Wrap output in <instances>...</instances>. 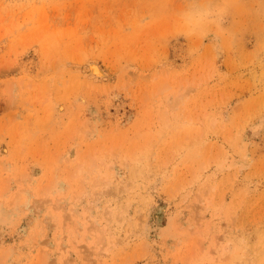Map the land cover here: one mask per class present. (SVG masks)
I'll use <instances>...</instances> for the list:
<instances>
[{"label":"rangeland","instance_id":"obj_1","mask_svg":"<svg viewBox=\"0 0 264 264\" xmlns=\"http://www.w3.org/2000/svg\"><path fill=\"white\" fill-rule=\"evenodd\" d=\"M0 264H264V0H0Z\"/></svg>","mask_w":264,"mask_h":264},{"label":"bare ground","instance_id":"obj_2","mask_svg":"<svg viewBox=\"0 0 264 264\" xmlns=\"http://www.w3.org/2000/svg\"><path fill=\"white\" fill-rule=\"evenodd\" d=\"M94 71L98 72L99 70L96 67H92Z\"/></svg>","mask_w":264,"mask_h":264}]
</instances>
